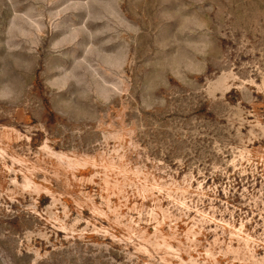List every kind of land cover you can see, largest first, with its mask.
<instances>
[{
  "label": "rangeland",
  "instance_id": "rangeland-1",
  "mask_svg": "<svg viewBox=\"0 0 264 264\" xmlns=\"http://www.w3.org/2000/svg\"><path fill=\"white\" fill-rule=\"evenodd\" d=\"M0 264H264V0H0Z\"/></svg>",
  "mask_w": 264,
  "mask_h": 264
}]
</instances>
